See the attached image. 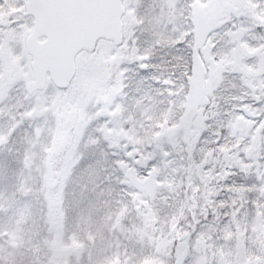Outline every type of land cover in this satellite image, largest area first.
<instances>
[{
  "label": "snow or ice",
  "instance_id": "1",
  "mask_svg": "<svg viewBox=\"0 0 264 264\" xmlns=\"http://www.w3.org/2000/svg\"><path fill=\"white\" fill-rule=\"evenodd\" d=\"M0 264H264V0H0Z\"/></svg>",
  "mask_w": 264,
  "mask_h": 264
}]
</instances>
